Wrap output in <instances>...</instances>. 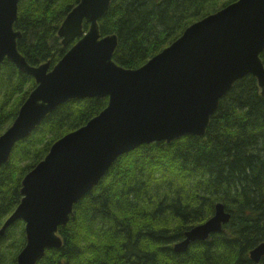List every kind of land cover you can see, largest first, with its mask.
Listing matches in <instances>:
<instances>
[{
    "label": "trees",
    "instance_id": "1",
    "mask_svg": "<svg viewBox=\"0 0 264 264\" xmlns=\"http://www.w3.org/2000/svg\"><path fill=\"white\" fill-rule=\"evenodd\" d=\"M80 0H19L14 30L17 49L31 66L50 68L64 47L57 36ZM237 0H112L98 20L101 37L115 35L112 61L135 70L178 39L193 23ZM83 32L89 25L83 22ZM264 66V51L260 54ZM35 87L13 63L0 64V135L12 124ZM107 98L70 100L17 142L0 167V230L18 206L21 182L51 145L97 116ZM221 203L230 221L221 233L173 246L207 221ZM58 235L59 249L37 264H253L249 252L264 242V96L252 76L237 81L220 100L203 137L141 145L123 154L73 206ZM24 224L0 236V264H16L24 247ZM259 264H264V257Z\"/></svg>",
    "mask_w": 264,
    "mask_h": 264
},
{
    "label": "water",
    "instance_id": "2",
    "mask_svg": "<svg viewBox=\"0 0 264 264\" xmlns=\"http://www.w3.org/2000/svg\"><path fill=\"white\" fill-rule=\"evenodd\" d=\"M18 1L0 0V64L10 61L33 78L35 87L0 135V167L14 145L60 105L76 99L108 101L84 126L54 142L22 179L21 200L0 230L2 237L15 222L24 223L25 245L16 264H37L47 250L62 246L59 228L118 157L141 145L203 137L220 100L246 76L257 81L264 96V0H237L193 23L135 70L112 61L117 37L99 33L97 22L112 0H80L57 32L64 47L78 40L52 68L48 62L29 65L17 49ZM83 22L89 25L86 33ZM229 221L224 206L216 204L213 215L188 230L173 251L185 253L191 244L221 233ZM263 257L264 242L249 252V260L259 264Z\"/></svg>",
    "mask_w": 264,
    "mask_h": 264
}]
</instances>
